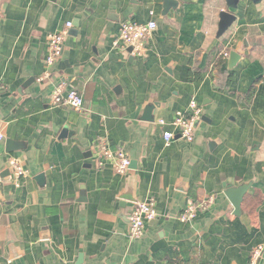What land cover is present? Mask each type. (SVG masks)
<instances>
[{
    "label": "crops",
    "instance_id": "0c3cea01",
    "mask_svg": "<svg viewBox=\"0 0 264 264\" xmlns=\"http://www.w3.org/2000/svg\"><path fill=\"white\" fill-rule=\"evenodd\" d=\"M174 1L0 0V264H249L258 246L264 264V0H240L220 37L224 0ZM127 20L156 22L141 55L113 47ZM67 22L47 65L48 34ZM58 85L81 93L82 110L49 103ZM192 98L202 107L193 141L166 144ZM101 143L135 168L99 167ZM10 159L24 171L18 186ZM248 182L261 200L233 215L224 185ZM122 196L155 201L137 239L135 203ZM210 198L180 220L187 202Z\"/></svg>",
    "mask_w": 264,
    "mask_h": 264
},
{
    "label": "built area",
    "instance_id": "2783aa9c",
    "mask_svg": "<svg viewBox=\"0 0 264 264\" xmlns=\"http://www.w3.org/2000/svg\"><path fill=\"white\" fill-rule=\"evenodd\" d=\"M71 22H67L64 27L54 33H49L47 38V55L45 63L51 65L55 59L61 56L63 51V42L67 35L68 29L71 27ZM156 28V22L149 20L146 23L124 21L120 24L118 32L113 39V47L119 51L130 50L132 55H141L146 47L147 41L151 33ZM228 57V52L222 54ZM49 103L52 106L66 105L74 110L80 111L84 105V99L81 93L75 89H65L63 85H58L53 89L49 97ZM202 115V107L195 99H190L185 111H177L171 121V126L174 131L165 130L162 134L164 142L169 143L175 134L187 142L194 139L195 128L197 122ZM159 124L164 125V119L158 120ZM2 139V134H0ZM96 163L99 167L110 164L115 172L120 175H125L129 170L130 159L121 148H112L107 143H101L96 150ZM8 167L14 176V185L18 186L21 176L24 171L16 159H10ZM3 179L0 176V196L3 190ZM211 201L201 203L187 202L182 208L179 218L181 221H191L196 215L206 209ZM156 216L155 201L150 198L147 200L137 201L128 216L129 221V237L137 239L143 235L145 225ZM262 247H255L249 258V264H258Z\"/></svg>",
    "mask_w": 264,
    "mask_h": 264
},
{
    "label": "water",
    "instance_id": "95a60500",
    "mask_svg": "<svg viewBox=\"0 0 264 264\" xmlns=\"http://www.w3.org/2000/svg\"><path fill=\"white\" fill-rule=\"evenodd\" d=\"M166 4H177L174 0H165ZM226 9H222L219 12V20H218V29L216 36L220 37L222 36L227 29L232 25V23L235 21V14L232 12V10L236 9L237 4L240 0H224ZM253 4H259L262 0H250ZM239 54L235 51H231L228 58V69H232L233 66L236 64V62L239 59ZM30 80H28L24 86L27 85V83ZM129 168H135V163L130 162ZM41 177V175H40ZM251 186V182L248 183H242L238 186H233L231 184H225L224 185V194L227 197V199L230 201L232 207H233V215L239 216L241 214V203L243 200L244 195L248 192L249 188ZM121 199L124 201H129L136 203V199L134 197H125L122 196ZM123 201V202H124ZM124 204V203H122Z\"/></svg>",
    "mask_w": 264,
    "mask_h": 264
},
{
    "label": "trees",
    "instance_id": "16d2710c",
    "mask_svg": "<svg viewBox=\"0 0 264 264\" xmlns=\"http://www.w3.org/2000/svg\"><path fill=\"white\" fill-rule=\"evenodd\" d=\"M232 74H229L226 76L225 84L229 85L231 80H232ZM252 91H250L247 95L246 98L249 100L251 97ZM261 200V193L257 190L253 194L246 193L244 195V199L242 202V205L244 204L245 207L249 208L250 211L254 209V207L260 202Z\"/></svg>",
    "mask_w": 264,
    "mask_h": 264
}]
</instances>
